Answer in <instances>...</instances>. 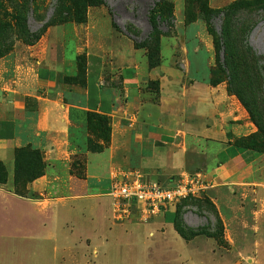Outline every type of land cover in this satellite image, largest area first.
Listing matches in <instances>:
<instances>
[{"label":"rangeland","instance_id":"obj_1","mask_svg":"<svg viewBox=\"0 0 264 264\" xmlns=\"http://www.w3.org/2000/svg\"><path fill=\"white\" fill-rule=\"evenodd\" d=\"M248 1L104 0L114 13L117 26L112 25L116 30L119 28L132 35L133 44L141 50L148 67L167 63L184 71L180 63L188 59L191 62L190 75L195 78L197 74H206L201 61L209 57L208 83L212 86L222 84L223 92L243 108L230 88L249 100L251 96L260 95V78L252 71L241 80H231L228 85L216 57L220 32L226 28L230 47L237 48L244 40L264 57V5L261 7ZM29 6V26L37 31L45 22L49 23L46 30L66 22H84L90 5L88 0H29ZM96 6L93 8L99 7L107 12L105 17H97L102 21L99 24L108 26L113 19L107 6L99 3ZM220 10L226 11L227 16L218 14L213 29L207 16ZM13 11L12 4L0 0V24L10 19ZM169 11L171 22L168 20ZM148 15L154 22L149 21ZM198 23L205 27L203 35H208L207 48L209 46L210 50L205 49L203 39L196 36L195 30H189ZM10 26L11 41L4 48L3 55L0 50V78L5 79L11 78L17 62L31 58L29 45L17 36L20 26L15 19L11 20ZM225 34L223 32L221 44L227 42ZM233 52L236 56V49ZM77 57L82 68L84 54L80 53ZM72 78L63 79L70 81ZM192 78L187 79L193 82ZM114 85H118L117 80ZM145 88L150 92V99L157 101L158 80L149 79ZM180 112L183 116L185 114L186 120L194 116L192 103L186 102ZM248 118L250 120L249 115ZM256 130L245 131L236 142L253 150L262 149L264 137ZM20 135L23 145L17 148L39 149L36 137L28 138L25 131ZM76 139L78 152L65 160H43L44 172L48 173L51 182L43 196L33 199L67 196L72 194V186L78 189V195L88 197L50 203L46 209L37 211L24 200L3 198L0 194V264H264L263 152L251 162L237 159L224 167H220L214 152L190 155L181 174L156 180L169 184L183 173L195 172L205 173L211 179L212 186L201 196L188 199L177 207L174 228L177 226L185 238L179 233L174 237L164 225L156 224L161 212L146 214L141 202L116 204L108 195L115 173H126L131 177L130 173L138 172L141 179H147L138 170L128 167L129 160L120 151V148L128 147V140L123 141V145L113 143L112 146L110 117L88 111L76 130ZM130 153L133 151L130 150ZM2 163L6 182L0 185L13 192L16 188L13 184V162ZM16 183L18 189L24 187L26 190L23 197L29 196L28 182L19 180ZM13 195L21 196L14 192ZM95 197L109 200L107 224L99 229L97 239L95 233L89 230L92 227L95 230L96 224L92 223L94 215L89 222L86 216V225H80L84 220L81 210H85L84 215L87 214L83 203L90 205L98 200ZM71 201L74 202L71 204L73 207L65 204ZM36 204L40 207V203ZM81 231L86 233L82 236ZM51 233L56 235L52 244L56 247L54 249L51 241L45 240ZM219 233H222V238L218 237Z\"/></svg>","mask_w":264,"mask_h":264},{"label":"crops","instance_id":"obj_2","mask_svg":"<svg viewBox=\"0 0 264 264\" xmlns=\"http://www.w3.org/2000/svg\"><path fill=\"white\" fill-rule=\"evenodd\" d=\"M93 7L97 6L86 10L84 22H66L47 29L36 43L28 46L31 58L17 62L11 78H0V161L12 164L15 149L23 145L22 131L30 139L36 137V147L42 151L45 162L67 159L78 152L76 130L88 111L110 117L112 146L128 140V147L120 151L126 154L128 167L148 180L181 174L190 155L214 152L220 167L237 159L248 163L259 157L251 149L237 150L236 141L241 134L256 127L246 110L223 92L222 84L208 83L209 57L201 61L206 74H197L195 78L190 75L188 59L180 63L184 71L167 63L150 68L130 37L116 30L112 22L105 27L99 24V16L105 17L107 12ZM192 27L195 28L189 30H195L205 49L210 50L208 35H203L204 25ZM80 53L84 54L82 68L77 60ZM69 76L74 79H63ZM189 77L193 82L188 81ZM149 79L158 80L157 101L150 99L145 88ZM186 102L192 103L194 113L187 120L180 112ZM122 129L125 131L119 133ZM50 182V176L44 172L28 182V188L43 196ZM77 190L72 186V194L67 196L33 199L13 195L0 185L3 198L24 200L37 211L61 200L88 197L78 195ZM97 199L90 205L83 203L87 214L81 210L84 220L80 222L86 225V216L88 222L95 216V230L87 225L95 239L100 236L99 229L107 224L109 209V200ZM72 203L65 204L73 207ZM176 209L177 206L165 209L156 221L174 237L179 235L174 228ZM81 233L83 236L86 232ZM55 237L53 233L45 237L53 249Z\"/></svg>","mask_w":264,"mask_h":264},{"label":"trees","instance_id":"obj_3","mask_svg":"<svg viewBox=\"0 0 264 264\" xmlns=\"http://www.w3.org/2000/svg\"><path fill=\"white\" fill-rule=\"evenodd\" d=\"M6 1L12 4V8L14 9V11L10 14V19L7 22H3V24H0V50L2 51L1 55H3L5 51L4 48H6L8 43L11 41L9 29L11 27L10 23L12 19H15L16 23L20 26V32L17 33V36L22 38V40L28 45H32L36 43L39 40V38L42 36L44 31L46 30L47 26H49V23L45 22L37 31H34L30 28L29 19H28L30 12L29 0H6ZM88 1L90 6H96L97 3L106 5L108 8V12L112 15V19H113L114 13L106 4V2H104V0H88ZM247 3L258 4L262 7L264 5V0H249ZM226 13L227 12L223 10H220L219 12H211L207 16L208 24L214 29L215 17L218 14H221L222 16L224 15L225 17L227 16ZM148 18L150 22H154L151 16L148 15ZM171 19H172V15L170 14L169 11L168 20L171 22ZM164 22L166 21H161V23ZM112 23L115 27L117 26L114 19ZM117 29L120 30L119 28ZM120 31L126 34L128 37L133 38L132 35L129 34L128 32H125L124 30H120ZM223 32L224 34L226 33L225 35L227 42L223 41L221 44L220 39L222 38ZM220 34H221L220 35L221 38L219 39L220 44H219V50L217 52L216 61L219 68L224 73L228 81V85L231 83V80L233 79L241 80L242 78L245 77V75H249L252 71L255 72L256 75L260 78V87H261L260 95L251 96L249 100L244 98L239 91L233 90L231 88L230 90L232 91V93H234L237 96V98L240 100V102L248 112L250 120L257 129L256 131L259 132L264 137V91H263L264 57L258 55L255 52V50H253V48L249 46L247 42L244 40H242V44H240L237 48L230 47L228 43L230 37L229 34L227 33V28L224 30L222 29V32H220ZM233 49H236L235 52L236 56H234V52L231 53ZM220 53L222 54L220 55ZM236 144L238 151L250 149L246 145H243L241 143H236ZM262 145H263L262 149H259L260 151L257 149L254 151L258 153L260 152L264 153V143ZM231 155H233V153H231ZM43 168H44V162L42 158V153L39 149H31L30 147H24L20 149L16 148L14 151V159H13V175H14L13 184L15 185L16 188H14L13 192L21 196H25L26 190L24 189V187L18 189L17 183L15 184V182H19V180L30 182L44 173ZM4 173L5 170L3 168V163L2 161H0V184L6 182V177ZM27 197L39 198L40 195L31 192ZM186 200L188 199L182 200L181 203H183ZM181 203H179L177 207ZM175 229L182 237L186 238L184 233L177 226L175 227ZM218 237L222 238V233H219Z\"/></svg>","mask_w":264,"mask_h":264},{"label":"built area","instance_id":"obj_4","mask_svg":"<svg viewBox=\"0 0 264 264\" xmlns=\"http://www.w3.org/2000/svg\"><path fill=\"white\" fill-rule=\"evenodd\" d=\"M130 175L113 174L108 195L116 204L141 202L146 214H158L182 200L197 198L212 186L211 179L202 172L183 173L169 184L141 179L138 172Z\"/></svg>","mask_w":264,"mask_h":264}]
</instances>
